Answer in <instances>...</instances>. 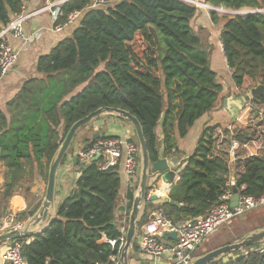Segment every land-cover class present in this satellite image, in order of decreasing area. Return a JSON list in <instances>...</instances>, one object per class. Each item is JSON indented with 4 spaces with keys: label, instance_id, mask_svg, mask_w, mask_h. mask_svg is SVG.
Masks as SVG:
<instances>
[{
    "label": "trees",
    "instance_id": "1",
    "mask_svg": "<svg viewBox=\"0 0 264 264\" xmlns=\"http://www.w3.org/2000/svg\"><path fill=\"white\" fill-rule=\"evenodd\" d=\"M26 1L0 0V30ZM92 2L68 0L60 7L56 24L79 12L78 27L38 58L37 71L44 78L27 81L8 102V122L0 112V160L9 175L4 200L24 177L33 178L35 168L46 180L59 136L97 108H120L136 117L154 162L160 148L164 156L172 155L176 135L184 138L224 98L223 85L210 66L214 51L210 25L192 24L203 11L183 0H117L111 6L87 9ZM202 2L213 8L253 11L223 19L210 11L209 19L220 26L218 38L233 86L242 87L246 77L264 84V0ZM248 102L264 108V96ZM253 134L249 126L206 125L168 193L169 200L182 207L158 205L166 217L175 223L204 216L220 203L231 170L240 194H264V157L236 152L232 163L229 156L232 141L243 148L254 141ZM131 140L137 144L135 136ZM78 172L74 188L58 204L46 232L29 241L17 240L27 264H111L109 257L116 254L118 243L112 248L106 241L125 233L133 191L121 190L118 169L102 172L91 164ZM80 188L89 192H79ZM120 191L127 200L122 209L127 215L117 213ZM24 196L26 209L15 216L19 223L39 206L31 194ZM213 264H264V247H249Z\"/></svg>",
    "mask_w": 264,
    "mask_h": 264
},
{
    "label": "built area",
    "instance_id": "2",
    "mask_svg": "<svg viewBox=\"0 0 264 264\" xmlns=\"http://www.w3.org/2000/svg\"><path fill=\"white\" fill-rule=\"evenodd\" d=\"M45 1L46 4L44 6L34 10H27L25 4H23L19 13L0 30V76L7 74L18 60V52L10 45L9 38L20 40L24 44L31 43L35 36H27L24 33V23L44 11L50 12L56 22L61 15L60 7L68 0ZM183 1L191 2L190 0ZM116 2L117 0H93L87 6V9L107 7ZM195 4L200 5L197 2ZM203 5L209 11L216 12L218 10L209 5ZM225 13H232V11H225ZM80 15L81 13L79 12L69 15L66 23L58 24L56 28L61 30L63 26L71 23ZM239 148L237 141L231 142L229 156L232 163ZM97 156L99 157L97 161L91 163V160ZM74 157H76L79 167L91 163L95 164L98 170L102 172L118 169L121 173L125 192L127 189L133 191L136 187L139 175V150L138 144L129 137L98 134L95 140H90L83 144L76 151ZM231 197L232 192L229 186L220 196V203L212 206L204 216L175 223L166 217L161 207L152 208L147 219L138 227L137 243L135 244L133 256L141 264H189L195 249L219 227L233 218L240 217L249 211L264 206V194L254 197L239 193V202L233 208L230 207ZM148 199H150V192L148 193ZM123 215H127L126 211L123 212ZM20 226L21 223L15 221V216L7 214L0 227V232L16 230ZM120 231L123 232V228ZM172 232L175 233V240L168 237V234ZM124 239L125 233L123 232L118 239L106 241L112 248L118 243L116 254L109 257L111 264H117ZM3 260L5 264H27L21 254V245L17 240L10 242L6 246Z\"/></svg>",
    "mask_w": 264,
    "mask_h": 264
},
{
    "label": "crops",
    "instance_id": "3",
    "mask_svg": "<svg viewBox=\"0 0 264 264\" xmlns=\"http://www.w3.org/2000/svg\"><path fill=\"white\" fill-rule=\"evenodd\" d=\"M27 10H34L39 7H42L46 4L45 0H28L25 3ZM80 22V18L78 17L71 23L63 26L61 30L56 28L57 24L54 21V18L48 11H44L36 16L28 19L23 25V31L27 36L34 35L35 39L28 44H24L20 40L9 38L10 45L18 52V60L15 66L4 76H0V112L3 113L7 122L10 120L11 114H9L7 110V104L10 102L20 91L22 86L30 80L33 79H43L44 75L37 71V60L40 56L45 55L51 51L59 42L70 37L74 30L78 27ZM224 56V55H223ZM225 60V59H224ZM235 88V87H234ZM235 91H238L239 88H235ZM239 93V92H238ZM236 96V95H235ZM234 94L232 97H224L222 100L218 101L216 108L212 111L204 114L200 119H198L192 127L189 128L188 133L184 138H180L176 135L175 139V149L174 153L170 156H164L162 154V148L159 149V157L167 158L168 164L171 170L174 171V179L173 183L178 179V172L181 167H183L186 158L191 154L194 150L197 139L202 131V129L207 125H219L222 128H243L246 129L248 127V121L246 118L252 114L259 113L258 107H254L249 104L246 100L248 95L244 94L242 96H237L235 98ZM220 102V103H219ZM264 110V108H263ZM251 131L258 130L261 128L264 123L262 121H251ZM121 126L117 129L114 134H102L105 136H126L129 138H133L134 132L131 125L128 122L113 120L111 118H105L99 120L92 125L96 129L101 130L102 128H107L110 125ZM261 132H264L261 129ZM99 134L98 131L92 132L87 136L85 141H77L72 144V152L68 153L66 159L64 160L63 165L60 168L58 180H57V192L56 199L57 204H59L74 188L75 182L79 176L78 172V164L73 165V157L75 156L76 151L87 142V139L92 137L93 134ZM158 137L161 138V129L160 126L157 128ZM100 135V134H99ZM259 142L252 141L247 144L243 148H239V153L241 156H252V155H260L264 157V153L262 152L263 147ZM45 163V159L42 160ZM28 170V169H27ZM25 170V172H28ZM8 169L6 163L3 160H0V192L4 190V186L8 182ZM26 178V177H24ZM235 184L234 173L231 170L229 176V186ZM46 182H43L42 173L36 170H33V178L31 180H22L15 188L13 189L12 194L7 198L5 202V207L10 209L15 216L16 214L22 212L26 209V199L25 195H30L34 197L33 204L39 203L42 199L45 191ZM171 185L163 180H159L155 187L150 191V197L152 195H157L158 199L156 201L157 205L164 202V199L170 191ZM124 191V187L122 189ZM24 191V193H23ZM121 199L118 203V215H123V207L127 204V200H125L123 193H121ZM15 199L16 203L20 205L17 209H14L11 205L12 200ZM0 202L2 201L0 195ZM155 202L153 208H155ZM158 207V206H157ZM152 209V208H151ZM120 210V211H119ZM149 210V209H148ZM150 211L146 212V219L149 215ZM261 212V213H260ZM264 206L259 207L258 210H252L247 212L252 216L251 220H248L247 229L248 231L263 228L264 227ZM10 214V213H8ZM263 215V217L261 216ZM243 216V215H242ZM236 217L238 220L242 221L243 217ZM117 217V214H116ZM242 217V218H241ZM254 217H256L254 219ZM234 218L219 227L214 233L219 231L222 228H228L234 224ZM122 219L117 221V223L121 226ZM236 222V221H235ZM19 223V222H18ZM231 229V228H229ZM212 233L211 235H213ZM231 233V232H230ZM233 233V232H232ZM210 235V236H211ZM238 237H235L237 239ZM239 239V238H238ZM228 243V242H227ZM224 243V244H227ZM230 243V242H229ZM9 244H0V264H5L3 260V254L6 250V246ZM222 244V245H224ZM216 248V247H215ZM131 261L133 264H141L139 260L134 259L135 256L131 257Z\"/></svg>",
    "mask_w": 264,
    "mask_h": 264
},
{
    "label": "water",
    "instance_id": "4",
    "mask_svg": "<svg viewBox=\"0 0 264 264\" xmlns=\"http://www.w3.org/2000/svg\"><path fill=\"white\" fill-rule=\"evenodd\" d=\"M264 96V84H257L250 89L249 96L246 100L257 99ZM114 118L124 122H128L134 132L137 140L139 150V175L136 187L132 192V199L130 209L127 215V224L125 231V239L122 248L119 252L117 264H132L131 257L134 255V247L138 233V227L141 225L142 220L148 209L153 208L154 202L158 199L157 195H152L148 199V193L155 187L159 180H163L172 185L174 179V171L170 169L167 158H158L156 161L151 162L150 154L147 147V142L144 138L142 126L138 119L131 115L129 112L115 107H100L91 113L87 114L81 119L75 121L64 136L60 135L57 141V148L53 153L47 170V179L45 191L42 199L39 202L38 208L35 212L27 218L19 229L7 231L0 234V244L16 241L19 239L32 240L39 237L46 232L50 224L57 216V180L61 166L66 159L72 144L75 140L77 133L93 123L105 119ZM98 134H93L91 138L95 140ZM99 157H94L91 163L97 161ZM88 163L82 166V169H87L91 166ZM73 165H77L76 157H73ZM84 190L79 189V192ZM232 197L230 199V207L237 206L239 202V191L233 185L231 187ZM168 195V194H167ZM164 203L174 207L181 208V204H177L169 200L168 196L165 197ZM168 237L175 240V233L168 234ZM262 246L264 247V227L257 228L249 231L240 239H236L231 243L218 246L204 254L193 256L189 264H213L225 260L235 252H243L246 248Z\"/></svg>",
    "mask_w": 264,
    "mask_h": 264
},
{
    "label": "rangeland",
    "instance_id": "5",
    "mask_svg": "<svg viewBox=\"0 0 264 264\" xmlns=\"http://www.w3.org/2000/svg\"><path fill=\"white\" fill-rule=\"evenodd\" d=\"M190 1L191 2H187V3L195 6L196 8H198L199 11L200 10L203 11V12H201V13H203L201 15L202 17L198 15V17H201V18L199 20L197 18L195 21H193V23H192L193 26L195 28H197V26L199 24L202 25V23H204L205 25L206 24L210 25V31L211 32H210L209 40H210V42L212 44H214L213 45L214 46V48H213L214 51L211 54L210 66H211V69L214 70L217 73L218 81L223 85L222 96L223 97H228V98L232 97L233 94H234V96L236 95L235 98L237 96H242L244 94L249 96L250 89L255 87L257 84L254 81H252L251 79H249L248 77H246L242 87H240L238 91L234 90L235 88H234L233 83H232L231 78H230V70L227 67L226 61L224 60L225 58L223 56L222 46H221L219 38H218V36H219L218 34H219V31H220V29H219L220 26L211 24L210 19H209V12L210 11L207 8L204 7V5H203L204 3L202 2V0H190ZM195 2L199 3L202 7L200 5H196ZM112 4H114V3H112ZM217 9L218 10L216 11V14L218 15L219 19H223L224 16H227V15H229V16H232L234 14L244 15V14H248L250 12H253L252 10H249L248 8H244V9H242L240 11L225 10L223 8H220V7H217ZM225 11H232V13H225ZM261 12L264 13V9H262ZM203 17H204V19H203ZM258 112L259 113L255 112L254 114H252V115H250V116H248L246 118V120L248 121V126L252 124L251 121H262L264 123V110H263V107H260L258 109ZM111 119L118 120V119H114V118H111ZM118 121H121V120H118ZM120 127L121 126H118L117 123H116V126L115 125H110L107 128H102L101 130L96 129L94 127V125L87 126L85 128H82L77 133V135L75 137V140H74V143L77 142V141H81V142L85 141V139L87 138V136L89 134H91L92 132H96V131H98L100 135H102V134H110V135L114 134V132H116L117 129H119ZM261 129L264 130V125L261 128H259L258 130L254 131L253 137H254V141L255 142H259V144H262L261 147H263L264 146V132H261ZM237 151L239 153L240 150L238 149ZM69 152L71 154L72 148L70 149ZM262 152L264 153V148H263ZM27 169L28 168H26L25 170H27ZM28 179H31V178H29V177L24 178V180H28ZM42 179H43V182L45 183L46 180L43 177H42ZM2 193H3V191L0 192V195H2V201H4V202L3 203L0 202V227L3 224L4 217L8 213L14 215V213L10 209H8L7 207L4 206L6 200L3 199V194ZM23 193H24V191H23ZM18 202L16 203L15 199L12 200L11 205H12V207L14 209H17L20 206L18 204ZM157 202L158 201H155L156 207L158 206ZM258 209L259 208L255 209V210H258ZM150 210L151 209H149L147 211H150ZM262 213H264V212H262ZM261 216L263 217L262 214H261ZM242 217H243L242 221L241 220L239 221L238 218H234L235 220H234V224L232 226H230L228 228H222L219 231H217L216 233H214L213 235L207 237L195 249V251L193 252V256L204 254V253L214 249L215 247L221 246L224 243L233 242L234 240H236L235 237H238L240 239L244 235H246L249 232L248 229H247L248 220H251L252 216L250 214H248V213H245V214H243ZM255 218L256 217H254V219ZM229 228H231V229H229ZM1 233L2 232H0V234ZM136 243H137V241L135 242V244ZM9 244H10V242H9ZM247 250H248V248H246L244 251H247ZM240 253H242V252H240ZM224 261H222V262H224ZM151 263H152V261H151ZM132 264H133V262H132Z\"/></svg>",
    "mask_w": 264,
    "mask_h": 264
},
{
    "label": "bare ground",
    "instance_id": "6",
    "mask_svg": "<svg viewBox=\"0 0 264 264\" xmlns=\"http://www.w3.org/2000/svg\"><path fill=\"white\" fill-rule=\"evenodd\" d=\"M241 13V12H240ZM243 13V12H242Z\"/></svg>",
    "mask_w": 264,
    "mask_h": 264
}]
</instances>
